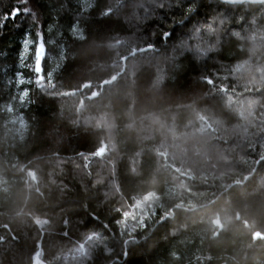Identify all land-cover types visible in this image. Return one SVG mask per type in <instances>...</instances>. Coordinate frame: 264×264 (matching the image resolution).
I'll use <instances>...</instances> for the list:
<instances>
[{
    "label": "trees",
    "instance_id": "obj_1",
    "mask_svg": "<svg viewBox=\"0 0 264 264\" xmlns=\"http://www.w3.org/2000/svg\"><path fill=\"white\" fill-rule=\"evenodd\" d=\"M37 253L264 264V3L0 0V264Z\"/></svg>",
    "mask_w": 264,
    "mask_h": 264
},
{
    "label": "rangeland",
    "instance_id": "obj_2",
    "mask_svg": "<svg viewBox=\"0 0 264 264\" xmlns=\"http://www.w3.org/2000/svg\"><path fill=\"white\" fill-rule=\"evenodd\" d=\"M32 53L33 52L28 51L27 56H26L27 59H25L24 62H26V60L30 59V61L32 60V62H30L28 60V63H29L28 66H30V68L35 67V68H39L40 69L41 68V61L36 60L34 57H32ZM36 53H37V55L41 54L42 53V48H37L36 49ZM150 201H151V198H147L144 201L143 204L137 205L138 206V209L136 210L137 216L143 217L144 213L147 211V204H149ZM130 215L133 216V213H131ZM130 215H128V217ZM81 248H83V250H84L85 246L80 247V249L78 250V252L81 250ZM32 264H48V263H46L45 261H43L42 256L40 255V253H37V255L35 256L34 261H33Z\"/></svg>",
    "mask_w": 264,
    "mask_h": 264
},
{
    "label": "water",
    "instance_id": "obj_3",
    "mask_svg": "<svg viewBox=\"0 0 264 264\" xmlns=\"http://www.w3.org/2000/svg\"><path fill=\"white\" fill-rule=\"evenodd\" d=\"M226 4L264 3V0H218Z\"/></svg>",
    "mask_w": 264,
    "mask_h": 264
},
{
    "label": "snow or ice",
    "instance_id": "obj_4",
    "mask_svg": "<svg viewBox=\"0 0 264 264\" xmlns=\"http://www.w3.org/2000/svg\"><path fill=\"white\" fill-rule=\"evenodd\" d=\"M18 11V10H17Z\"/></svg>",
    "mask_w": 264,
    "mask_h": 264
}]
</instances>
